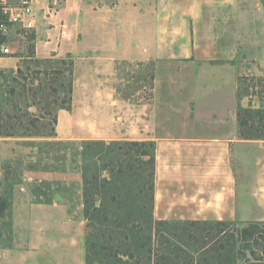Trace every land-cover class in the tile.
I'll return each instance as SVG.
<instances>
[{
    "label": "rangeland",
    "instance_id": "obj_1",
    "mask_svg": "<svg viewBox=\"0 0 264 264\" xmlns=\"http://www.w3.org/2000/svg\"><path fill=\"white\" fill-rule=\"evenodd\" d=\"M38 1L43 0H37V3ZM53 1L50 0L51 3ZM80 1L82 6L89 8L90 13H93V9L98 10V7L106 9L109 7L115 9V12L107 14L102 12L100 17L91 14L84 20L86 28L80 29L78 34L85 46L81 55L73 57L75 60L98 56L94 49L100 47L99 51H104L107 49L105 47L107 40L110 39L120 41L131 39L138 45H148L149 54L163 56L161 63L151 62L143 67L134 63L132 68L126 69L120 64L118 79L113 81L120 92L119 99L129 101L130 105H145L144 118L150 120L151 124L148 128L149 135L203 137L232 135L246 141L242 155L245 176L239 177L240 202L246 203L245 221L230 222L225 228L228 235L229 232L236 234L237 231L248 228L250 224H259L263 235L261 246L253 245L250 250L249 245H252L250 241L237 239L236 264H264V174L254 175L253 170L254 159L264 160V115L261 119L254 116L253 130L248 127L241 128L238 118L240 110L264 114V76L259 64V61L264 59V0H238V3L233 5L205 6L199 21L192 28L193 43L197 46H211L217 54L215 60L198 62L181 58L178 65L172 63L169 58L185 55L184 46L189 43V32L182 15L173 14L171 6L164 15L161 47L157 48L155 42L156 13L163 7L165 9L172 0H110L114 2L112 5L108 4L109 0H102L103 4L94 3L93 0ZM93 23L102 24L101 31L96 32ZM52 28H55V25ZM31 35L34 37L33 40L30 39ZM75 38L73 36L70 41H74ZM37 39L35 30L27 31L19 27H12L6 37L0 35V44L9 47L13 53L7 56L9 59L0 62L2 63L0 126L2 125L5 133H13L12 137L4 138L2 127L0 128V249L17 247L24 253L20 258L16 257L17 262L14 264H40L44 257L35 256L32 263H27L26 253H30L34 248H43L45 244L59 245L61 238L54 232L46 235L48 239H34L35 225L26 222L27 213L31 211L28 204L30 192L27 186L50 183L45 179L46 175H50L53 183L58 181L61 185L76 183L80 185L82 199L79 218L85 231L84 264H88L87 256L90 253L87 246L88 238L96 242L98 253L101 251L104 253L107 247H113L120 242L121 236L114 232L111 235L107 233L108 222L103 218V211L94 222L86 218L85 181H90L94 175L98 178V188L94 190L87 187V190L89 189V203L101 210L107 207L114 208L116 196L119 197V203L125 207L151 208L152 190L145 191V197L140 200L137 196L139 178L143 186L145 183H149V186L153 184V157L156 156V144L153 140L73 143L57 141L56 137L50 138L55 135V118L63 106L61 103L63 91H58V98L55 95L46 98L44 94L37 98L39 102L30 99L32 90L38 87L37 71L43 66L36 65L28 56L44 60L37 57ZM137 50L140 51L139 48ZM103 53L109 54L105 51ZM71 55L66 54L62 57L52 55L45 59L73 60L74 88L75 61ZM2 57L0 55V58ZM12 61L17 63L16 69L4 64ZM40 78L44 80V76L41 75ZM93 83L95 81L88 79L84 86H92ZM11 88H15L17 93L12 95ZM4 91L6 94L3 97ZM20 92H25L28 97L23 98ZM245 120L251 121L248 116ZM139 130L138 125L136 131ZM92 143L99 144L95 146ZM144 153L148 156H144ZM139 163L143 166V163L149 165L144 167L146 170L141 171ZM133 166V171H128ZM119 169L122 173L116 174L114 170ZM75 211V207L70 208L69 214L67 211L66 214L69 216L73 214L74 217ZM59 216L65 217L57 215L56 218ZM40 217L30 212V222L34 219L40 220ZM16 218L17 224L14 221ZM133 222L139 223L141 232L136 233L132 239L137 240V243L139 241L140 244L146 243L145 217L137 219V216H134ZM153 225L156 227L154 222ZM158 228L162 231L160 235L163 236L165 233L168 236H164L165 239L158 237L152 243L160 255H169L168 246L164 245L167 239L177 245V248H180L182 243H187L190 249H194L197 248L196 242L194 239L189 241L188 234H197V229L199 234H204L199 227L191 228L186 223L159 225ZM172 231L180 237H170ZM135 254L133 257L123 256L121 263L112 257L110 260L111 263L115 261L117 264L157 263L147 252V248L140 249ZM94 257L96 262L93 264H99L97 262L99 259L102 261L101 264H106V258L100 255ZM200 257L201 254L197 255L194 261L180 259L177 262L195 264Z\"/></svg>",
    "mask_w": 264,
    "mask_h": 264
},
{
    "label": "crops",
    "instance_id": "obj_2",
    "mask_svg": "<svg viewBox=\"0 0 264 264\" xmlns=\"http://www.w3.org/2000/svg\"><path fill=\"white\" fill-rule=\"evenodd\" d=\"M93 1L103 4L102 0ZM108 2L109 5L114 3L110 0ZM236 3L238 0H172L165 9L163 7L156 13L157 48L161 47V35L164 34L162 31L164 15L171 6L172 13L181 14L187 23L189 43L184 46L183 57L172 56L169 60L177 65L181 58L213 62L217 55L215 50L209 45H195L192 28L199 21L205 6ZM97 9L90 13L89 8L82 6L80 0H60L57 4L51 3L50 0L38 1L35 29L38 36L37 57L45 59L52 55L62 57L72 54L73 58L81 55L85 45L84 41L79 39L78 32L86 28L84 20L91 14L100 17L102 12L106 14L115 12V9L109 7ZM54 25L55 28H52ZM92 25L96 32L101 31L102 24ZM72 35L77 39L70 41ZM105 47L107 49L104 51L109 53L108 55H105L104 51L100 52V47H96L94 51L98 56L83 57L84 59L79 61L73 58L75 82L72 109L58 111L55 125L56 140L73 143L153 140L156 144L154 217L157 221L182 223L245 221L246 203L240 202L239 177L245 176L242 155L246 141L232 135L214 137L149 135L148 128L151 124L150 120L144 118L145 105H130L129 101L119 99L120 92L113 81L118 79L120 64L126 69L132 68L134 63L143 67L151 62L161 63L163 56L149 54L148 45H138L131 39L124 41L110 39L107 40ZM7 59H9L7 56H3L0 62ZM259 62L264 76V59ZM4 64L17 68V63L13 61ZM88 79L95 83L92 86H84ZM138 125L140 130L136 131ZM253 170L254 175L264 174V160L254 159ZM50 178L52 176L46 175L45 179L50 183L27 186L30 192L28 201L30 212L41 217L40 220L34 219L30 222L28 212L26 222L35 225L34 239H48L46 235L54 232L59 235L61 241L59 245L45 244L43 248L30 250V253H26V262L32 263L35 260L33 257L39 255L44 257L40 264H84L85 231L79 218L82 199L80 185L78 183L61 185L58 181H56L58 184L53 183L51 181L53 179ZM258 194L260 196V189ZM74 207L75 216L70 214L72 216L70 217L66 211L68 213V209ZM54 214L65 217L59 216L57 219V215ZM14 221L17 224V218ZM23 255L24 253L17 247L0 249V264H14L17 262L16 257L20 258Z\"/></svg>",
    "mask_w": 264,
    "mask_h": 264
},
{
    "label": "trees",
    "instance_id": "obj_3",
    "mask_svg": "<svg viewBox=\"0 0 264 264\" xmlns=\"http://www.w3.org/2000/svg\"><path fill=\"white\" fill-rule=\"evenodd\" d=\"M30 39L33 40V35L30 36ZM33 48V47H32ZM29 59H32L33 62L38 66H43V68H40V70L37 71V79L38 87L31 92V100L34 102H39L38 97H42L44 94L46 98L49 96L55 95L56 98H58V91H63V98L61 99V103L63 106L59 110H71L72 109V94H73V77H74V62L73 60L67 61V60H54V59H36L35 57L29 55ZM20 71V70H19ZM18 71V72H19ZM44 76V80L40 78V76ZM57 86V87H56ZM4 88V85H3ZM10 92L12 95L16 94L17 91L15 88H11ZM49 92H51L49 94ZM22 93V92H20ZM6 94V91L3 92ZM23 98H27L28 95H26L25 92L21 94ZM5 102V101H4ZM3 104V103H2ZM245 115V116H244ZM262 113L260 112H254V111H242L240 110L238 113L239 118V124L241 128L248 127L249 129H255L254 121L255 117H258L261 119L263 117ZM248 116V119L250 118L251 121L245 120V117ZM57 123V115L55 118V125ZM2 125L0 126V128ZM3 127L1 128V130ZM13 133L7 132L5 133L2 130V137L9 138L12 137ZM246 136V135H245ZM244 136V137H245ZM56 134L51 136L50 138H55ZM249 139V138H246ZM93 145L97 146L99 143H92ZM89 145V144H88ZM145 146V144H142ZM85 146H87L85 144ZM144 156H148L146 153H144ZM155 156V155H154ZM144 166L139 163L138 167H141L142 169L146 170L147 165L146 163H143ZM153 166H154V173L152 175L153 178V184L152 186H149V183H145V186H143V183L141 184L140 178H139V189H138V200L145 197V191L147 190L151 191L153 193V198L151 199L153 203L151 204V208L141 207V208H128L127 206H123L120 204L119 197L116 196V206L114 208H104V210H101V208L92 206V204L89 203V189L87 190V187H91V189H97L99 185L98 178L94 175L91 176V180H86V188L84 191V197L85 200V213L86 218L90 220L91 222L95 221L96 219H99L101 212L103 211V218L108 222L107 224V233L111 235L113 232L117 233L121 236L120 242L118 241L115 246L113 247H107L105 249V252L101 251L100 253L97 252L96 242L88 238V249L90 251L89 255L87 256V263L93 264L96 262V259L94 256L99 257L102 256L106 258V264H117L115 261L111 263L110 257L112 259H117L120 263L122 262V257H133V255L136 252H139L140 249L147 248V252H149L150 255H152L153 258L157 261L156 264H178V260L180 259H189L188 261H191L197 257V255L201 254V257L195 261V264H236L237 255L236 247L238 244V241H250L252 245H249L250 250H252V246L256 245L258 247L261 246L260 241L262 240V231L259 224L253 223L250 224L248 228L242 229L240 232L237 231L236 234H232L229 232L227 235V229L225 226H227L230 222H160L157 220H154V207H155V180H156V157H153ZM148 167V166H147ZM134 166L132 169L128 171H133ZM153 169V167H152ZM113 171V170H112ZM116 174H121L122 170H114ZM133 176V175H132ZM147 176V175H146ZM140 177V176H139ZM143 177V175H142ZM143 181V178H141ZM110 184V182H109ZM90 189V192H91ZM145 208V209H144ZM137 216V219L142 217H145V221L147 224L146 227V243L140 244L139 241L137 243V240L132 239L135 235L140 234L141 227L139 226V223L133 222V217ZM153 222L156 227H154ZM189 224L191 228L197 229L199 227L204 231V234H199L197 229L196 233H190L187 236V239L190 241V239H194L196 242L197 248L190 249V245H186L187 243H182L180 248H177V245L172 244L170 240L167 239V242L164 243V245L168 246L169 255H160L159 250L155 249L153 246L154 240H157L158 237L164 238V236L168 237L167 234L163 233L158 228L159 225H166L169 226L170 224ZM173 230V229H172ZM137 233V234H136ZM145 233V232H144ZM146 234V233H145ZM170 237H180V235L175 234L174 231L171 232ZM165 239V238H164ZM238 239V241H237ZM134 241V242H133ZM135 243V244H134ZM177 244V243H176ZM180 244V243H179ZM192 246V245H191ZM264 252V249H263ZM136 255V254H135ZM255 255V254H254ZM151 259V257L149 258ZM97 262L101 264V260L99 259ZM261 264V263H260Z\"/></svg>",
    "mask_w": 264,
    "mask_h": 264
},
{
    "label": "built area",
    "instance_id": "obj_4",
    "mask_svg": "<svg viewBox=\"0 0 264 264\" xmlns=\"http://www.w3.org/2000/svg\"><path fill=\"white\" fill-rule=\"evenodd\" d=\"M60 0H54L57 4ZM37 0H0V35L5 36L12 27L33 31L37 27ZM13 54L9 47L0 44V55Z\"/></svg>",
    "mask_w": 264,
    "mask_h": 264
}]
</instances>
